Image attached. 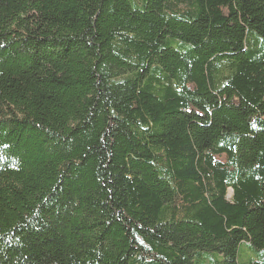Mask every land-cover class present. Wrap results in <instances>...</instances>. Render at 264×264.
Masks as SVG:
<instances>
[{"label": "trees", "instance_id": "16d2710c", "mask_svg": "<svg viewBox=\"0 0 264 264\" xmlns=\"http://www.w3.org/2000/svg\"><path fill=\"white\" fill-rule=\"evenodd\" d=\"M0 264H264V0H0Z\"/></svg>", "mask_w": 264, "mask_h": 264}, {"label": "rangeland", "instance_id": "374dc122", "mask_svg": "<svg viewBox=\"0 0 264 264\" xmlns=\"http://www.w3.org/2000/svg\"><path fill=\"white\" fill-rule=\"evenodd\" d=\"M245 244H243L242 246H241V250H243L244 248H245ZM253 252V251H252ZM254 254V256H255V253L253 252L252 253V255ZM247 255H248V253H246V252H244V257H247Z\"/></svg>", "mask_w": 264, "mask_h": 264}]
</instances>
